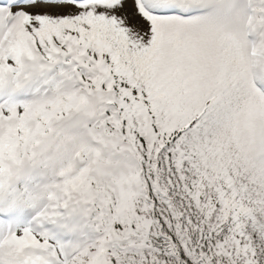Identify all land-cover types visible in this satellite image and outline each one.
<instances>
[{
  "label": "snow or ice",
  "instance_id": "6c2138e0",
  "mask_svg": "<svg viewBox=\"0 0 264 264\" xmlns=\"http://www.w3.org/2000/svg\"><path fill=\"white\" fill-rule=\"evenodd\" d=\"M0 264H264V0H0Z\"/></svg>",
  "mask_w": 264,
  "mask_h": 264
}]
</instances>
